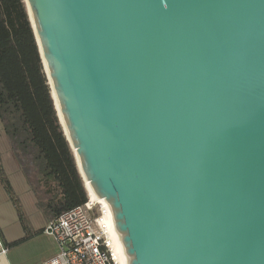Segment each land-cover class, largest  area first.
Returning a JSON list of instances; mask_svg holds the SVG:
<instances>
[{
    "label": "water",
    "instance_id": "1",
    "mask_svg": "<svg viewBox=\"0 0 264 264\" xmlns=\"http://www.w3.org/2000/svg\"><path fill=\"white\" fill-rule=\"evenodd\" d=\"M24 1L128 264H264V0Z\"/></svg>",
    "mask_w": 264,
    "mask_h": 264
},
{
    "label": "trees",
    "instance_id": "2",
    "mask_svg": "<svg viewBox=\"0 0 264 264\" xmlns=\"http://www.w3.org/2000/svg\"><path fill=\"white\" fill-rule=\"evenodd\" d=\"M24 0H0V123L30 190L50 219L87 192L64 134ZM1 163V162H0ZM0 183L25 218L0 164Z\"/></svg>",
    "mask_w": 264,
    "mask_h": 264
},
{
    "label": "built area",
    "instance_id": "3",
    "mask_svg": "<svg viewBox=\"0 0 264 264\" xmlns=\"http://www.w3.org/2000/svg\"><path fill=\"white\" fill-rule=\"evenodd\" d=\"M109 215L108 208L87 192L82 204L48 219L43 232L57 243V251L39 264H120ZM6 251L0 242V257Z\"/></svg>",
    "mask_w": 264,
    "mask_h": 264
},
{
    "label": "crops",
    "instance_id": "4",
    "mask_svg": "<svg viewBox=\"0 0 264 264\" xmlns=\"http://www.w3.org/2000/svg\"><path fill=\"white\" fill-rule=\"evenodd\" d=\"M44 224L35 227L29 220L21 222L16 209L6 206L0 209V242L7 251L0 257V264H39L45 258L54 255L57 243L43 232ZM49 236V239L43 238Z\"/></svg>",
    "mask_w": 264,
    "mask_h": 264
},
{
    "label": "rangeland",
    "instance_id": "5",
    "mask_svg": "<svg viewBox=\"0 0 264 264\" xmlns=\"http://www.w3.org/2000/svg\"><path fill=\"white\" fill-rule=\"evenodd\" d=\"M0 164L2 165L7 177L9 178L14 194L18 199L21 211L24 218L35 227L44 224L46 218V210L43 203H41L40 196L34 190H30V186L20 168V165L15 158L7 137L3 131L0 123ZM84 183V182H83ZM85 186V185H84ZM86 189V187H85ZM86 192L87 189H86ZM10 206L14 209L12 201L9 199L7 193L4 191L0 183V209ZM43 238L49 239V236L43 235Z\"/></svg>",
    "mask_w": 264,
    "mask_h": 264
},
{
    "label": "bare ground",
    "instance_id": "6",
    "mask_svg": "<svg viewBox=\"0 0 264 264\" xmlns=\"http://www.w3.org/2000/svg\"><path fill=\"white\" fill-rule=\"evenodd\" d=\"M85 186H86V189H87V191H88V194H89L92 198H94L95 200H97V201L103 203V205H104L106 208H108L109 213H110V215H109V217H108V221H109V225H110V227H111L112 236H113V238H114V240H115V242H116V245H117V247H118V249H119V252H120V264H128V257H127V255H126V253H125V251H124L123 245H122L121 240H120V236H119V234H118V232H117V230H116V228H115V224H114L113 217H112V214H111L112 212H111L110 205L108 204V202H107L104 198H102V197H98V196L93 192V190H92V189L90 188V186H89V182H85Z\"/></svg>",
    "mask_w": 264,
    "mask_h": 264
}]
</instances>
